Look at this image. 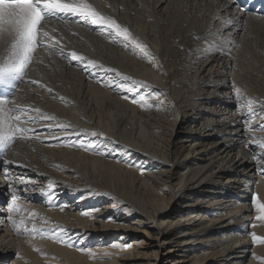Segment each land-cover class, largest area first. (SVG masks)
Wrapping results in <instances>:
<instances>
[{"label":"bare ground","instance_id":"bare-ground-1","mask_svg":"<svg viewBox=\"0 0 264 264\" xmlns=\"http://www.w3.org/2000/svg\"><path fill=\"white\" fill-rule=\"evenodd\" d=\"M89 2L127 26L156 59L141 58L114 34L79 18L48 22L45 30L60 41L57 49L75 50L146 86L125 92L116 85L130 82L113 73L92 76L66 55L37 49L12 106L39 108L71 128L23 125L36 132L17 138L0 156V213L9 215L2 204L15 194L25 211L14 219L34 211L44 225L35 235L20 230L0 253L18 250L12 264H120L139 259V249L154 237L156 260L161 248L171 256L174 247L187 264H261L254 257H264V245L251 233L264 237V221L256 220L252 206L253 195L264 202V149L246 145L264 137L258 127L264 122V0ZM217 14L235 20L221 33L232 43L223 53L197 59L188 49L203 45L193 37L214 42L208 33L219 27ZM30 17L27 0H0V57L21 28L31 27ZM109 81L115 83L108 87ZM233 82L245 94L239 102ZM10 93L0 86V96ZM141 95L154 106L131 103ZM249 98L254 117L247 112ZM178 124L188 130H177ZM131 235L135 241L127 244Z\"/></svg>","mask_w":264,"mask_h":264},{"label":"snow or ice","instance_id":"snow-or-ice-1","mask_svg":"<svg viewBox=\"0 0 264 264\" xmlns=\"http://www.w3.org/2000/svg\"><path fill=\"white\" fill-rule=\"evenodd\" d=\"M29 5V10L31 12L32 24L29 28H21L19 33V39L15 42L14 46L11 47L5 56L0 57V86H4L6 89H11V93L8 95L0 96V156L6 155L7 150L11 147L12 143L17 138L29 139L30 134L36 132L35 128L25 127L23 125L29 123L42 124L48 131L53 130H65L67 131L71 128L68 123L60 122L56 116L47 115L42 113L39 108H21L19 106H12V96L18 90L19 84L25 82L24 77L27 75V68L33 62V58L37 53V49L43 48L49 55L57 54L61 57L67 56L69 62H76L82 66L86 71L90 70L92 76H96L97 70L102 73H113L116 77H120L122 81H129L130 83H118L116 86L128 93H133L137 90L136 86H146V82L135 80L131 76L125 75L114 67H106L103 63H100L94 59H89L85 55L79 54L77 51H68L65 54L63 47L57 49L55 46L60 44L50 31L45 30L48 28V22L52 19H65L67 16H72L83 20L85 23H89L92 26H97L102 29V34L104 32L114 34L115 38L123 42L124 48L131 47L134 52L138 54L143 59L149 61L155 60L154 54L150 51L147 44L141 42L137 37L133 35L127 26L122 25L118 20L110 15H103L100 11L94 7L93 3L89 0H27ZM214 21H219V27L215 31H211L209 27L208 35L217 38L214 42H209L208 36L200 37L194 36V41H202L203 46H197L195 49L189 48V54H195L197 59H206L211 55L218 53H223L226 48H229L232 41L221 36L224 29L230 28L234 25L235 20L233 18L221 19V15L217 14L213 16ZM55 32L56 29L53 26L51 29ZM50 42V43H49ZM112 42H117L113 40ZM43 61L41 60V63ZM104 86L103 79L97 81ZM29 84H39V81L28 80ZM115 81H109L108 87H111ZM41 87H45L40 84ZM234 89V94L237 102L245 99V94L242 89L238 87L235 82L232 84ZM51 92L52 89H47ZM125 100L129 99V96L125 95L122 97ZM131 103L139 105L142 109L152 108L149 102V97L144 95L139 96L138 99H131ZM252 101L249 98L247 100V112L249 116H256V112L251 106ZM14 113H17L14 115ZM35 113L39 116L37 121V115H32ZM260 131H264V122L258 125ZM254 131L255 129H249ZM86 131V130H85ZM93 137H100L103 139H110L103 132L91 131L87 133ZM39 139V137H36ZM116 143V141H112ZM255 145L260 149H264V137L256 138L252 137L250 143L246 146ZM75 147V145H73ZM80 147H84L83 144ZM87 150V149H85ZM8 161L5 160L4 164ZM5 173L7 168L4 169ZM54 187V182L48 184V188L52 189ZM52 197L49 196V199ZM19 197L15 194L11 196V202L7 205V211L9 215L7 220L12 224L14 230L19 233L21 228H23L25 233L35 235L42 233L43 229H37L36 223L32 222L29 228L27 220L35 221L38 216L36 212H30L27 218H20L19 221L14 219L13 214H19L25 211L18 204ZM252 206L254 211L257 213L256 220L264 221V202H262L257 195H253ZM87 215L88 213H82ZM47 223V221H45ZM254 243L264 245V237L257 236L255 233H251ZM60 243H67L65 240H59ZM39 251V249H35ZM80 251H85V249H80ZM89 254L91 255L90 250ZM261 264H264V257H254Z\"/></svg>","mask_w":264,"mask_h":264},{"label":"rangeland","instance_id":"rangeland-1","mask_svg":"<svg viewBox=\"0 0 264 264\" xmlns=\"http://www.w3.org/2000/svg\"><path fill=\"white\" fill-rule=\"evenodd\" d=\"M184 127V128H183ZM188 130V126H179V124L177 125V130H180V131H184V130ZM182 132H180L178 135H181L183 134ZM188 143V142H187ZM42 183L41 182H38V186H42L41 185ZM20 198H23L25 199L26 197H24V195ZM28 199V198H27ZM27 199L24 201V206H29V202L27 201ZM9 202V201H8ZM4 203L2 204V206L4 208L7 207V203ZM28 203V204H27ZM37 204L39 202L35 201L33 202V204ZM27 204V205H26ZM63 204V202H60V205ZM17 220V219H16ZM19 221V220H17ZM31 222L32 220H27V223H28V226L30 227L31 226ZM33 222H37L36 226L38 228V225H39V228L43 227L44 225H42V223L40 224V222H38L36 219L35 221ZM11 223H9V221L7 220V216L3 215L0 213V246L1 244L3 245H6L8 244L10 241H14L16 240L14 237L17 236V232H15V230H13V226L9 225ZM156 225V224H154ZM41 226V227H40ZM12 227V228H11ZM38 228V229H39ZM23 230V228H21V231ZM120 232V231H119ZM14 234V235H13ZM141 235H139V240L141 241L142 239H144V234L143 233H140ZM152 234H153V231H152ZM3 235V236H2ZM5 235V236H4ZM154 235V234H153ZM2 237V238H1ZM136 237V236H135ZM133 237V238H135ZM132 238V235H131V239H128V243L127 244H131L133 243L135 240ZM2 239V240H1ZM10 239V240H9ZM13 239V240H11ZM154 237H150V242L148 241L149 244H145L142 248L139 249V251H141L140 253V256L141 257H138L139 259L137 260H132V258L130 259L131 261H121L120 264H187V262L183 261V254L182 252H180V250L174 248V247H171V246H168V248H173V253L171 256L167 255L165 253V250H163L162 248L160 249V258L158 257V259L156 260L155 259V253L158 254V248L156 246V242H154ZM3 242V243H2ZM7 242V243H6ZM5 243V244H4ZM17 244V243H16ZM93 244V242L91 243ZM5 247V246H4ZM8 248V246H7ZM15 248V247H14ZM92 249V248H95V245L93 246H89V247H86V249ZM3 249V247L0 248V251ZM9 250L7 251H2L0 253V264H12L16 259H17V255H18V250H13L11 249V247L8 248ZM95 255H98L95 253ZM119 255V254H117ZM120 255H128L126 253V251L124 253H120ZM119 255V256H120ZM153 255V256H152ZM4 257H7V259H5ZM30 257V256H29ZM31 258V257H30ZM33 259V258H32ZM98 261V258H93L92 262L94 261ZM177 260V261H176ZM182 260V261H181ZM32 261V260H31ZM184 262V263H183ZM34 264V263H33ZM97 264V263H96Z\"/></svg>","mask_w":264,"mask_h":264}]
</instances>
